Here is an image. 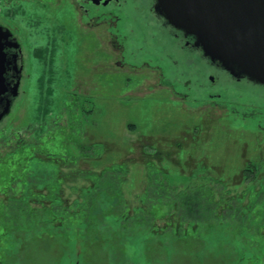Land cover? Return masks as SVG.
<instances>
[{"label": "rangeland", "instance_id": "1", "mask_svg": "<svg viewBox=\"0 0 264 264\" xmlns=\"http://www.w3.org/2000/svg\"><path fill=\"white\" fill-rule=\"evenodd\" d=\"M72 1L0 0V22L22 37L28 61L23 92L0 122V137L19 131L24 142L40 141L42 151L68 156L71 164L55 167L66 174L62 208L32 206L38 210H27L31 218L16 208L20 216L12 219L7 186L14 184L10 193L19 197L37 174L20 183L0 165V264H264V88L228 83L207 89L211 97L194 91L184 98L172 79L160 83L143 63L118 70L110 31L86 24ZM217 90L223 98L214 96ZM7 142L4 136L0 164ZM251 164L261 169L250 181L243 171ZM32 165L53 168L45 157ZM118 165L128 170L118 176L121 203L110 204L109 187L105 198L99 193L90 202L71 190L87 189L79 170L92 175ZM202 170L208 187L242 207L227 215L214 205L212 216L188 221L178 235L163 218L178 210L167 203L166 184L186 188ZM145 192L162 199L153 203L154 220L136 224L127 204ZM40 217L48 222L39 226Z\"/></svg>", "mask_w": 264, "mask_h": 264}, {"label": "flooded vegetation", "instance_id": "2", "mask_svg": "<svg viewBox=\"0 0 264 264\" xmlns=\"http://www.w3.org/2000/svg\"><path fill=\"white\" fill-rule=\"evenodd\" d=\"M156 3L157 0L72 1L86 24L106 26L110 31V43L120 52L116 60L118 70L124 69L126 65L136 67L143 63L154 69L160 83L169 82L167 77L172 79L173 83L170 85L173 90L184 98L193 96L194 91L199 92L197 96L211 97L212 93H206L207 89H218L221 86L226 89L228 83L264 88V85L245 77L232 76L218 62L204 57L201 49L194 44L193 36L173 27L157 13ZM0 28V45L5 56L3 76L8 91L15 83L19 84V92L13 99V105L23 92L21 86L26 77L28 61L25 59L24 41L15 28L3 22H0ZM133 42L138 45H133ZM183 58L187 60L184 67L180 63ZM217 91L214 96L219 98L221 92ZM261 99H264L263 96Z\"/></svg>", "mask_w": 264, "mask_h": 264}, {"label": "trees", "instance_id": "3", "mask_svg": "<svg viewBox=\"0 0 264 264\" xmlns=\"http://www.w3.org/2000/svg\"><path fill=\"white\" fill-rule=\"evenodd\" d=\"M255 116V115H254ZM21 132H10L7 135L3 133V137L8 139L7 144L5 146L7 147V152H5L4 157V163L2 162L0 165L3 168V172L5 174L8 173V175H11L9 178L17 177L18 181L23 182V179L21 177H26L32 172L36 173L37 176L29 178L28 182H26V187H21L20 195L19 197L13 196L10 193V190H13L14 184L10 187L7 186V196H5V200L7 204L9 205L8 208H10V213L8 218H19L20 214L19 211L23 212L24 214H27L28 216L32 213L27 210H33L31 208L32 206H57L59 208H62L63 202V193L65 191L63 185V180L66 179L65 173L61 172V170L57 171L56 168L63 166H70L69 157L61 156V155H55L50 154L48 150L42 151V148L40 147V141L38 143H28L24 142V140L20 136ZM3 137H0V142L3 140ZM11 139L14 141V143L11 144ZM99 146V145H97ZM102 147V146H99ZM27 151L28 153L25 154ZM24 153V154H23ZM40 156H38V155ZM15 155L18 159H15ZM88 155V154H87ZM20 156H23V161H21ZM45 157L52 165L53 168L50 170V172H47V170L43 169L42 167L38 166L36 171L33 168L32 163L34 161H41V158ZM3 158V157H2ZM8 162H11L8 163ZM56 167V168H55ZM12 168V171H11ZM261 166L258 164H251L243 171V174L247 179L255 180L256 175H259ZM87 170H79V173L81 176H84V179H87L88 185L87 189H84L79 187L76 188V186H71V190L73 192H81L83 194L84 199H88L90 202L94 195H102L105 198L106 193L102 192L105 187H109L111 191L108 194V197H110V204L114 201H120L123 198V195L120 189V181L118 180L119 173H122V175H125L127 170V167L124 165H118L115 167H111L109 169H106L105 171H102L101 173L95 174L92 172V175H89L88 173H91L90 171L86 172ZM13 172V173H12ZM30 172V173H29ZM201 174L199 177H192V182L189 184L186 188L180 189L181 185H175V187H172L174 185L170 184L169 182L166 184V189L169 193V196H171L170 201L168 200V204L172 205L175 204L178 206V210L172 211L167 216L163 217L165 219V224L167 227H169L171 230L177 231L178 235L184 234L182 232H185L187 230V224L190 220H201L207 215L212 216V214L215 213L214 205H219L223 210L228 211L227 215L230 211H239L236 209L238 206L242 207L241 200H235L231 199L229 202L225 201L227 197L225 196V192H222L217 186L208 187V183L210 182V179L204 176V171H200ZM28 173V174H27ZM86 173V174H85ZM203 175V176H202ZM198 176V175H197ZM149 178L150 177L149 174ZM9 179V180H10ZM16 179V178H14ZM86 181V182H87ZM12 182V181H9ZM217 183V182H216ZM12 184V183H11ZM161 185V184H160ZM81 190V191H80ZM218 193L219 197H218ZM227 193H230L229 191ZM163 194V193H162ZM258 194V193H257ZM159 196V195H158ZM156 196L157 200L162 199L161 197ZM257 196V195H256ZM260 196V195H258ZM113 199V200H112ZM217 199V200H216ZM157 200H154L153 196H150L148 192H145L138 200L137 204L133 205L132 203L127 204L129 207H133L132 211H126V216H130V214H133L128 219L130 220L131 217H133L131 220H134L135 223L140 221V223H146L151 222V220L155 219L156 210L154 209L155 203ZM236 201V202H235ZM174 202V203H173ZM235 202V203H234ZM108 203V202H107ZM47 204V205H46ZM109 204V203H108ZM40 206V207H41ZM218 207V208H219ZM16 208L19 209V211H16ZM82 211L84 210L82 206H80ZM37 208H34L33 211H37ZM88 208L85 211H89ZM77 211H71V212H77ZM84 211V215L85 214ZM81 212H79L80 215ZM120 214V213H119ZM117 214V215H119ZM59 215V214H57ZM70 215V214H69ZM76 216L78 214H75ZM122 217H124L125 212H122ZM33 215H30L31 218ZM42 220L38 222L39 226H42L46 222H48V218L40 217ZM127 219V220H128ZM116 221V220H115ZM137 224V223H136ZM150 224V223H149ZM147 228H150L149 225H147ZM168 228V229H169Z\"/></svg>", "mask_w": 264, "mask_h": 264}, {"label": "water", "instance_id": "4", "mask_svg": "<svg viewBox=\"0 0 264 264\" xmlns=\"http://www.w3.org/2000/svg\"><path fill=\"white\" fill-rule=\"evenodd\" d=\"M155 10L193 36L204 57L232 76L264 85V0H157ZM2 51L0 45V121L19 92L18 83L8 91Z\"/></svg>", "mask_w": 264, "mask_h": 264}]
</instances>
